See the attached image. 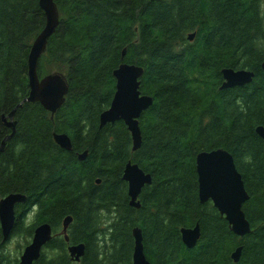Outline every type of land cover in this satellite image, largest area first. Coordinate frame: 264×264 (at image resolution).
Masks as SVG:
<instances>
[{
	"label": "trees",
	"instance_id": "obj_1",
	"mask_svg": "<svg viewBox=\"0 0 264 264\" xmlns=\"http://www.w3.org/2000/svg\"><path fill=\"white\" fill-rule=\"evenodd\" d=\"M54 3L60 21L37 70L39 77L64 74L68 92L54 114L39 102L14 114L15 133L0 151V198L19 192L26 200L15 206L6 241L0 228V264H17L22 245L13 254L8 240L22 237L25 246L41 222L53 236L33 264H132L135 226L152 264H264V137L255 131L264 127V0ZM44 24L39 0H0V144L11 132L2 116L28 95L27 57ZM122 62L143 68L140 91L153 98L139 117L137 150L123 121L99 128ZM223 68L254 76L221 89ZM54 132L71 138L70 150L55 143ZM219 147L232 154L249 195L242 210L251 230L244 236L198 198L196 154ZM128 160L152 178L138 208L122 179ZM67 215L65 241L59 232ZM195 224L200 238L189 249L180 229ZM80 242L85 252L74 261L67 246Z\"/></svg>",
	"mask_w": 264,
	"mask_h": 264
},
{
	"label": "water",
	"instance_id": "obj_2",
	"mask_svg": "<svg viewBox=\"0 0 264 264\" xmlns=\"http://www.w3.org/2000/svg\"><path fill=\"white\" fill-rule=\"evenodd\" d=\"M39 5L45 13V24L35 37L30 46L27 57L28 95L14 106L7 114L2 116L5 125L11 128L1 141L0 151L4 149L6 142L15 133L14 114L17 108L26 102H39L43 108L54 114L64 103L68 92V83L64 74L59 72L49 73L43 77L38 75V61L45 52L49 37L55 32L59 24V12L54 0H39ZM194 32L187 35L192 41ZM125 49L122 50V56ZM264 72V61L261 63ZM143 74L141 66L122 62L114 71L115 90L111 102L99 115V128L116 121H123L131 135L132 150H137L141 145V129L139 117L142 112L153 103L150 95L140 91V77ZM223 82L221 89L243 86L252 81L254 72L248 69L223 68L221 70ZM260 137H264V127L258 125L255 128ZM53 139L61 148L70 150L71 138L66 133H53ZM87 151L78 154L80 160L85 159ZM195 168L198 182V198L201 203L211 201L218 212L224 216L231 231L237 236H244L250 232V223L246 219L242 206L249 198L240 172L237 170L233 156L224 148L203 150L196 154ZM122 179L127 184L129 204L135 208L140 207L137 200L142 188L152 181L151 174L145 172L137 163L128 160L123 168ZM99 183V179L97 180ZM26 200V196L19 192H11L0 198V228L2 239L6 241L15 223V206ZM72 216L67 215L62 220V228L59 234L68 241L67 228ZM181 240L187 248H193L200 238L199 224L193 227L180 229ZM52 227L48 222L37 224L30 241L26 244L18 257L17 264H33L41 254L42 248L52 238ZM134 240L132 252V264H152L144 253L142 230L139 226L132 228ZM241 246L235 248L231 257L234 262L239 260ZM67 250L74 261H79L85 252V244L80 242L70 244Z\"/></svg>",
	"mask_w": 264,
	"mask_h": 264
},
{
	"label": "rangeland",
	"instance_id": "obj_3",
	"mask_svg": "<svg viewBox=\"0 0 264 264\" xmlns=\"http://www.w3.org/2000/svg\"><path fill=\"white\" fill-rule=\"evenodd\" d=\"M20 243L22 245L20 251L22 250L23 246H24V240L22 237H18V236H13L11 237L9 240H8V243H7V248L14 254L15 251V245L16 243ZM21 254V253H19ZM19 254L17 255V257H19Z\"/></svg>",
	"mask_w": 264,
	"mask_h": 264
}]
</instances>
